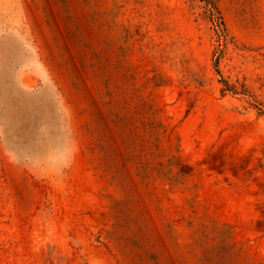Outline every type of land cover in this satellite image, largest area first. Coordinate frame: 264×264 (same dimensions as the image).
I'll return each instance as SVG.
<instances>
[{
    "label": "rangeland",
    "instance_id": "1",
    "mask_svg": "<svg viewBox=\"0 0 264 264\" xmlns=\"http://www.w3.org/2000/svg\"><path fill=\"white\" fill-rule=\"evenodd\" d=\"M0 264H264V0H0Z\"/></svg>",
    "mask_w": 264,
    "mask_h": 264
},
{
    "label": "bare ground",
    "instance_id": "2",
    "mask_svg": "<svg viewBox=\"0 0 264 264\" xmlns=\"http://www.w3.org/2000/svg\"><path fill=\"white\" fill-rule=\"evenodd\" d=\"M236 160V159H235Z\"/></svg>",
    "mask_w": 264,
    "mask_h": 264
}]
</instances>
